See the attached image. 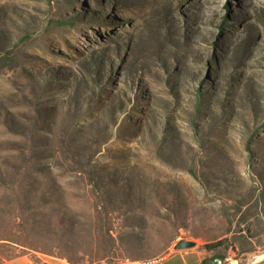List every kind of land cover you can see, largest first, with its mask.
<instances>
[{"label": "rangeland", "instance_id": "obj_1", "mask_svg": "<svg viewBox=\"0 0 264 264\" xmlns=\"http://www.w3.org/2000/svg\"><path fill=\"white\" fill-rule=\"evenodd\" d=\"M180 239L264 264V0H0V259Z\"/></svg>", "mask_w": 264, "mask_h": 264}, {"label": "crops", "instance_id": "obj_2", "mask_svg": "<svg viewBox=\"0 0 264 264\" xmlns=\"http://www.w3.org/2000/svg\"><path fill=\"white\" fill-rule=\"evenodd\" d=\"M201 253L192 249L175 250L173 253L164 254L156 259L153 264H200ZM44 259L39 255L24 252L13 258L2 261L0 264H67L63 259L55 256H47Z\"/></svg>", "mask_w": 264, "mask_h": 264}, {"label": "water", "instance_id": "obj_3", "mask_svg": "<svg viewBox=\"0 0 264 264\" xmlns=\"http://www.w3.org/2000/svg\"><path fill=\"white\" fill-rule=\"evenodd\" d=\"M194 245H195L194 241H190V240H186V239H180V240L176 241L173 248H174V250H181V249L191 248Z\"/></svg>", "mask_w": 264, "mask_h": 264}, {"label": "built area", "instance_id": "obj_4", "mask_svg": "<svg viewBox=\"0 0 264 264\" xmlns=\"http://www.w3.org/2000/svg\"><path fill=\"white\" fill-rule=\"evenodd\" d=\"M157 258L137 259V260H131V261L126 260V263L127 264H153Z\"/></svg>", "mask_w": 264, "mask_h": 264}, {"label": "trees", "instance_id": "obj_5", "mask_svg": "<svg viewBox=\"0 0 264 264\" xmlns=\"http://www.w3.org/2000/svg\"><path fill=\"white\" fill-rule=\"evenodd\" d=\"M19 254H22V253H19ZM19 254H16V255H14V256H11V257H6V258H1L0 259V263L2 262V261H4V260H7V259H10V258H13V257H15V256H17V255H19ZM50 256H53L52 254H49ZM63 256V255H62ZM63 258V257H62Z\"/></svg>", "mask_w": 264, "mask_h": 264}]
</instances>
